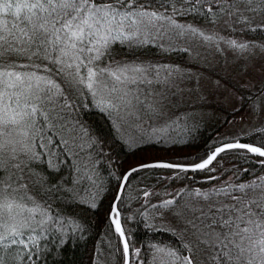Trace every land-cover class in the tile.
I'll return each instance as SVG.
<instances>
[{
    "label": "snow or ice",
    "instance_id": "1",
    "mask_svg": "<svg viewBox=\"0 0 264 264\" xmlns=\"http://www.w3.org/2000/svg\"><path fill=\"white\" fill-rule=\"evenodd\" d=\"M189 12L209 18L223 14L249 31L264 30V0H160L158 5L157 0H0V264H6L9 249L17 252L15 264H37L44 233L53 227L63 232L68 225L72 231L82 230L76 220L54 214L50 198L63 194L97 207L102 185L94 177L104 141L82 119L83 113L100 111L119 137L122 129L160 113L154 84L174 85L175 78L184 75L179 67L116 61L114 44L144 46L172 32L197 36L217 50L222 41L249 56L257 48L264 51V45L178 24L175 16ZM256 15L261 22L253 26ZM224 23L229 25L228 20ZM107 60L111 62L102 64ZM250 112L264 115V89H258ZM124 143L131 147L136 140ZM229 150L251 154L264 166V144L234 139L199 162L130 168L118 178L115 201L121 200L133 173L148 168L214 171L210 166ZM62 165L69 166L75 178L50 183L44 167L60 172ZM84 182L97 189L88 190L87 198L80 196L86 191L80 187ZM193 195L195 201L185 205L182 247L152 245V264H264V176L246 183L226 181ZM173 203L165 200L162 206ZM116 217L114 202L109 218L124 241L123 264H140V250L130 249Z\"/></svg>",
    "mask_w": 264,
    "mask_h": 264
},
{
    "label": "trees",
    "instance_id": "2",
    "mask_svg": "<svg viewBox=\"0 0 264 264\" xmlns=\"http://www.w3.org/2000/svg\"><path fill=\"white\" fill-rule=\"evenodd\" d=\"M159 2L157 0V5ZM223 17L220 14L209 18L204 13L189 12L186 15H176L175 19L178 24L187 22L205 26L216 24ZM241 24L239 23V28L231 31L233 35L239 36L244 30L243 35L249 41H264V30L249 31L245 25L241 29ZM164 39L168 41L167 37ZM161 40L158 38L153 43L139 47L114 44L112 57L123 62H163L192 69L199 68L235 90L238 98L247 99H241L239 105L232 106L217 94L201 92L194 76L189 74L190 76L175 78L174 85L152 86L155 90L153 94L159 101L160 113L138 123L139 131L131 125L126 127L129 129L128 133L122 132L118 137L103 113L95 109L84 112L82 119L104 141V155L99 157L94 177L97 185H102L96 197L97 207L92 209L90 200L88 203H80L79 200H72L70 196L65 198L63 194L55 199L50 198L53 213H59L64 219L76 220L82 230L72 231V226L68 225L63 232L53 227L51 231L44 233V238L39 241L37 264H123V243L109 217L121 183L118 178L137 165L138 161L148 159V162L164 160L191 164L205 158L206 154H210L220 144L234 139L255 145L264 144V132L258 131L264 127V120L260 126H252L240 136L223 135L227 125L239 118L240 113L250 112L251 101L257 98L258 89H264V79L256 88L238 84L231 76L217 69L199 67L194 59L189 61V53L183 48L164 46L162 43L172 41ZM110 62L107 60L102 64ZM130 138L136 140L131 147L124 143ZM210 167L215 170L179 172L174 169L148 168L133 173L129 178L130 183L124 189L118 207L130 249L140 250V264L152 262V245H169L177 249L182 247V240L186 239L184 228L172 226L167 216L171 210L178 208L185 215V205L195 201L193 193L197 189L208 192L221 187L226 181L246 183L257 176H264V166L257 163V158L251 154L245 155L242 150L221 153ZM244 169L248 171H243ZM44 175L50 183H55L61 177L67 181L70 175L74 179L76 174L71 172L69 166L62 165L60 172L51 171L45 166ZM80 187L86 190L80 192V196L85 198L88 190L92 193L97 191L96 188H90L89 182H84ZM144 192H149L150 195L145 197ZM170 199H174L175 203L163 207V202ZM16 257L17 252L9 249L4 256L6 264H15Z\"/></svg>",
    "mask_w": 264,
    "mask_h": 264
},
{
    "label": "rangeland",
    "instance_id": "3",
    "mask_svg": "<svg viewBox=\"0 0 264 264\" xmlns=\"http://www.w3.org/2000/svg\"><path fill=\"white\" fill-rule=\"evenodd\" d=\"M238 6L243 7L242 5H238ZM245 15L251 17L254 14L250 12H245ZM234 19H235L234 17L229 18L224 15V17L220 20V22H217L216 24L213 25L204 26L200 24H188L187 22H180L179 24L184 26L191 25L192 27L199 29L207 34H218L221 37H225L227 39H235L238 42H251L248 40V38L245 35H243L244 30L240 32L241 34H239V36L237 34L235 36L233 35V33H231L232 30L239 28L240 26L239 24L233 22ZM225 20L229 21L228 26L225 25L224 23ZM260 22H261V16L256 15L253 26L258 25ZM244 27L245 26L243 24V26H241L240 28L244 29ZM165 37H167L168 41H172V43H162V42H168L165 41V39H162L161 43L164 46H171V47L176 46V47H181L183 49H188L187 52L189 53V61L191 59H194L195 61H197L199 67L205 66V68L217 69L222 73L231 76L234 79V81H237L238 84L256 88L258 84L262 82L264 79V51H260L259 48L254 50L253 54L249 56L247 53L241 54L237 51L232 50L231 48L227 47L222 41L220 42L221 50H217L214 43L206 42L197 36L186 34L184 36H180L183 38H178L177 36H175L174 33L169 32ZM261 40L262 39H259L257 40V42L252 41L251 43H254L258 46L264 45V41ZM133 62L179 67L180 69L184 70L185 77L189 74L194 76L198 89H200L201 92L205 94L206 93L217 94L219 98L228 102L232 106H237L241 103V99L238 98L239 95L235 92V90L231 89L226 84H224V82H221L216 77L211 76L209 73H206L199 68L192 69L189 67H184L176 64L170 65L168 63H163V62L162 63H147L142 61H133ZM263 120H264V115H256L250 112L245 114L240 113L239 118H235L233 122L227 125V128L224 129L223 131L224 132L223 135L224 137L240 136L241 133L252 128V126L256 128L260 126ZM133 128L137 131L140 130L139 124H133ZM122 132L126 134L129 132V129L124 128L122 129ZM148 161H149L148 159H145L143 161H138L139 163L136 164L139 165L142 163H146ZM185 215L181 212V209L178 208L176 210L175 209L171 210L167 218H170V221L172 222V226L175 227L180 226L182 229L184 228ZM156 216H158L159 218V215ZM167 224L171 227L169 222H167ZM149 264H152V262Z\"/></svg>",
    "mask_w": 264,
    "mask_h": 264
},
{
    "label": "water",
    "instance_id": "4",
    "mask_svg": "<svg viewBox=\"0 0 264 264\" xmlns=\"http://www.w3.org/2000/svg\"><path fill=\"white\" fill-rule=\"evenodd\" d=\"M240 142H242L241 140H239ZM229 142H232V141H229ZM225 143H227V142H225ZM242 143H245V142H242ZM156 162H169V161H164V160H162V161H150V162H146V163H142V164H151V163H156ZM140 165V164H139ZM136 166H138V165H136ZM136 166H133V167H136ZM133 167H131V168H133ZM129 170V169H128ZM127 170V171H128ZM126 171V172H127ZM125 172V173H126ZM124 192V191H123ZM115 202V207L117 208V210H118V212H119V217H116V218H118L119 219V222H120V224H121V226H122V229H123V225H122V222H121V218H120V210H119V207H118V203H119V201H114ZM114 204V203H113ZM112 215H113V217H115L114 216V214L112 213ZM114 225V224H113ZM114 227H115V225H114ZM124 230V229H123ZM125 238L127 239V236H126V234H125ZM122 240V239H121ZM128 241V240H127ZM122 243H124V241L122 240Z\"/></svg>",
    "mask_w": 264,
    "mask_h": 264
}]
</instances>
